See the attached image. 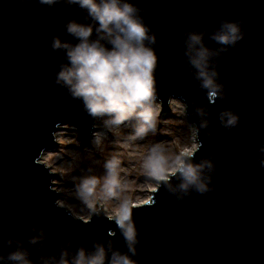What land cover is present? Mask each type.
I'll return each instance as SVG.
<instances>
[{
    "label": "water",
    "instance_id": "water-1",
    "mask_svg": "<svg viewBox=\"0 0 264 264\" xmlns=\"http://www.w3.org/2000/svg\"><path fill=\"white\" fill-rule=\"evenodd\" d=\"M143 9L141 15L156 34L159 56V94L182 96L188 119L199 128L202 148L197 162L208 160L214 168L209 191L185 193L174 182L134 210L139 232L138 264H264V168L258 151L264 144V0H129ZM85 13L64 3L49 8L38 0H0V264H13L9 253L22 245L39 264L40 257L91 249L97 240L107 243L113 224L94 219L88 226L73 221L53 206L48 189L58 177L36 164L56 146L57 123L79 127L82 145H89L93 121L65 89L54 84L63 51H53V36L75 43L65 29L68 20L87 22ZM223 21L242 23L244 39L227 51L209 36ZM189 32L205 33L206 45L218 52V65L227 98L200 117L195 109L205 105L204 93L184 57ZM195 102V103H194ZM229 109L241 117L231 130L218 119ZM21 115L26 117L21 122ZM51 175L58 176L56 173ZM43 227L47 239L29 245ZM35 228L36 232L31 229ZM8 240L12 243L9 245ZM116 250L127 253L117 232ZM130 255V253H129Z\"/></svg>",
    "mask_w": 264,
    "mask_h": 264
},
{
    "label": "clouds",
    "instance_id": "clouds-1",
    "mask_svg": "<svg viewBox=\"0 0 264 264\" xmlns=\"http://www.w3.org/2000/svg\"><path fill=\"white\" fill-rule=\"evenodd\" d=\"M38 3L49 8L64 3L78 7L86 14L87 22L73 19L64 23L66 33L75 43L52 37V50L65 54V62L60 64L54 84L65 89L72 100L78 101L82 111L93 121H101L105 131L96 130L94 123L91 148H88L80 141L77 125L57 123L56 127L61 131L55 143L70 147L48 152L44 160H37L36 164L49 176L58 177L49 181L48 189L56 197L53 200L55 208L85 227L94 219H103L115 226V230L108 229L105 234L107 243L97 240L90 250L79 246L70 251L69 242L67 247L61 248L58 257L42 256L39 264H138L132 257L137 255L139 244L134 217V210L139 206L125 197L116 210L107 207V202L122 188L120 153L111 154L104 161L103 177L83 175V165L102 156L108 134L115 137L114 143L119 145L133 146L140 141L146 146L140 166L156 194L163 186L174 182L185 193L195 190L203 194L210 190L211 178L205 175L206 170L213 169L214 165L208 160L197 162V153L203 146L198 137L200 129L207 128L209 121L203 120L199 128L189 125V103L178 95L167 97L169 118H165V101L159 94L157 76L159 56L154 47L157 37L141 15L143 9L129 0H38ZM242 23L223 21L209 38L221 46L220 51H227L228 47H235L244 39ZM184 47L186 63L204 93L205 105L197 107L195 112L205 117L210 115L208 109L215 107L217 101L227 98L219 67L212 64L218 52L206 45L203 32L187 33ZM218 119L224 128L231 130L239 126L241 117L225 109ZM25 120L26 117L21 115V122ZM168 121L180 125L181 131L187 129L185 135L177 137L182 143L179 151H172L170 146L166 148L164 141L148 145L149 134L155 135ZM124 129L130 131L125 133ZM258 151L264 154V144ZM259 164L264 168V160ZM56 172L60 175H51ZM31 230L36 232L35 228ZM117 232L125 242L127 253L116 250L112 244ZM46 239L45 229L41 227L38 235L30 237L28 243L35 246ZM7 243L11 245L12 241ZM4 259L0 256V260ZM7 260L13 264H36L22 245L9 253Z\"/></svg>",
    "mask_w": 264,
    "mask_h": 264
},
{
    "label": "rangeland",
    "instance_id": "rangeland-1",
    "mask_svg": "<svg viewBox=\"0 0 264 264\" xmlns=\"http://www.w3.org/2000/svg\"><path fill=\"white\" fill-rule=\"evenodd\" d=\"M164 114L166 119L169 118L168 111H164ZM187 121L189 125H192L188 116ZM180 127V125L174 122H166L161 129H158L155 135L149 134L148 145L151 146L153 143L164 141L166 148L170 146L172 151H179L182 147V143L179 142L177 137L183 136L187 132V129L181 131ZM129 131L130 129H124L125 133ZM115 139L116 138L111 134H108V139L105 141L106 149L102 156H97L94 160L83 165V175L103 177L105 175V170L103 168L104 161L110 158L111 154H115L117 152L120 153L122 160V171L120 173L122 178V188L117 191L116 197L107 202V207H109L110 210H116L119 202L125 197L130 198L135 204L146 203L151 200L152 192L154 191L150 185L149 179L144 176L140 166L142 164L143 156L146 153L145 143L137 141L133 146L119 145L114 143ZM83 146L91 148L90 144H83ZM61 147L68 148L70 146L58 145L52 152L58 151ZM97 160H99V163H97ZM88 169H91V171H88ZM56 174L58 176L60 175L59 172H56Z\"/></svg>",
    "mask_w": 264,
    "mask_h": 264
},
{
    "label": "bare ground",
    "instance_id": "bare-ground-1",
    "mask_svg": "<svg viewBox=\"0 0 264 264\" xmlns=\"http://www.w3.org/2000/svg\"><path fill=\"white\" fill-rule=\"evenodd\" d=\"M96 125H97L96 130H98V131H102V132L105 131V129H104L103 124H102L101 121L98 122V123H96ZM60 131H61V129L56 133V138L59 136ZM57 146H58V145H56V146H55L54 148H52L51 150H48L46 153H48V152H52ZM46 153L44 154V156H43V158H42V161L44 160ZM152 193H153V192H152ZM137 204H138V203H137ZM141 204H144V203H139L138 205H141Z\"/></svg>",
    "mask_w": 264,
    "mask_h": 264
}]
</instances>
